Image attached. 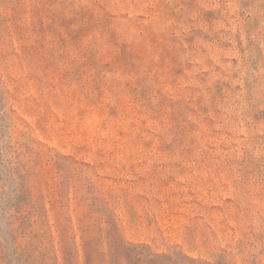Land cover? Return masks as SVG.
Instances as JSON below:
<instances>
[{
    "label": "rangeland",
    "instance_id": "obj_1",
    "mask_svg": "<svg viewBox=\"0 0 264 264\" xmlns=\"http://www.w3.org/2000/svg\"><path fill=\"white\" fill-rule=\"evenodd\" d=\"M120 240L264 264V0H0V264Z\"/></svg>",
    "mask_w": 264,
    "mask_h": 264
},
{
    "label": "trees",
    "instance_id": "obj_2",
    "mask_svg": "<svg viewBox=\"0 0 264 264\" xmlns=\"http://www.w3.org/2000/svg\"><path fill=\"white\" fill-rule=\"evenodd\" d=\"M121 242L116 245L112 251L105 252L101 249L83 248V261H80L81 255L79 252H68L64 257V264H160L149 260L147 255L132 247L129 243ZM3 246V247H2ZM0 251L5 259L7 251L5 245L0 243Z\"/></svg>",
    "mask_w": 264,
    "mask_h": 264
}]
</instances>
